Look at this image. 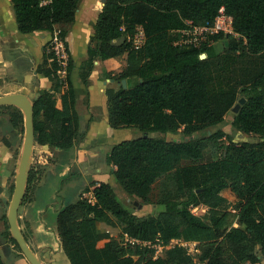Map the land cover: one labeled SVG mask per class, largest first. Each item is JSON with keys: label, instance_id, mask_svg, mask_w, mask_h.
I'll list each match as a JSON object with an SVG mask.
<instances>
[{"label": "trees", "instance_id": "obj_1", "mask_svg": "<svg viewBox=\"0 0 264 264\" xmlns=\"http://www.w3.org/2000/svg\"><path fill=\"white\" fill-rule=\"evenodd\" d=\"M10 1L22 34L54 33L58 25L74 23L82 2ZM222 7L233 16L240 35H217L216 41L225 38L222 52L214 45L173 44L172 30L187 21L211 24ZM139 25L147 39L142 49L133 50L128 37ZM58 37L68 57L61 59L50 42L43 49L37 71L52 86L33 100L34 137L46 148L70 150L84 134L67 31ZM124 54L128 65L115 74V60ZM98 59L107 77L120 82L118 89H106L111 127H136L149 134L112 147L107 162L116 167L117 183L129 197L149 203L154 184L169 175L176 192L163 199L156 216L138 217L120 203L110 183H99L94 202L80 197L57 215V234L69 263L136 264L138 256L142 264H264V0H106L88 56L79 66L83 84L88 85ZM241 93L246 100L234 112L232 128L260 134L259 141L236 143L222 129L214 130ZM12 108L17 110L11 114L13 126L19 127L24 113ZM169 134L181 139L169 140ZM225 136L224 157L201 162L204 151ZM38 179L31 168L22 204L34 200ZM228 188L236 199L232 209L222 195ZM199 205L208 207V217L192 212ZM111 214L121 224L122 240L104 239L97 230L96 222ZM236 221L243 227L235 226ZM176 240L199 243V262L183 245H171ZM144 244H158L165 253L156 257ZM0 264H6L1 253Z\"/></svg>", "mask_w": 264, "mask_h": 264}, {"label": "crops", "instance_id": "obj_2", "mask_svg": "<svg viewBox=\"0 0 264 264\" xmlns=\"http://www.w3.org/2000/svg\"><path fill=\"white\" fill-rule=\"evenodd\" d=\"M5 1L10 11L9 18L0 16V47H3V43L6 42L9 54L5 49L0 48V53L3 55L1 56L2 58L0 57V80L4 81L3 83L5 84L0 87V99L8 97L27 99L31 106L34 99L43 91L51 88L52 83L38 71L35 72L37 79H34L36 81L33 84L27 83L29 82L28 79H26L28 80L27 82L24 80L25 75L28 76V73L25 75L21 74H23V71H27L30 66L31 54L36 56L34 58L36 65L31 68L35 70L38 68L44 47L51 40L56 39L58 32L70 23L58 25L54 33L35 31L29 34H22L18 31L12 2L10 0ZM103 6V0H82L76 14V20L71 23L73 28L67 33L71 55L76 64L72 77L77 92V109L81 116L84 140L71 149V151H74L73 168L75 173L72 179L67 181L63 189L59 191L61 194L59 199L55 197L58 187L47 183L42 185V180L38 177L37 183L39 184L36 185L34 200L30 202L38 212H47V209H49V212L51 210L54 211V219L57 218L59 211L65 206L76 202L86 187L94 190L101 182L110 183L115 187L114 182L116 179L113 172L116 167L109 165L107 162V157L112 147L121 141L143 136L140 129L136 127H111L109 122V100L106 90L102 87L104 82H102V77L100 76L101 73L103 76L106 75L105 66L101 59L96 61L88 85H86L87 87L80 80L79 66L88 56V46L91 43V37L95 34V24ZM4 20L9 21L5 22ZM18 50L25 53L22 56H26V59L21 60L20 57L18 59ZM104 77H107V75ZM84 90L86 91L85 95ZM8 104L19 108L17 105L3 103L0 104V110L7 107ZM29 104L27 103V105ZM87 116L91 117V119L87 118ZM92 116H94L93 119ZM84 120L86 121L83 122ZM6 141L9 144H6ZM37 146L39 153L43 157V153L47 151V148L38 143ZM22 151L21 140L18 139L17 129L13 126L11 114L0 115V230L1 227H4L3 217L10 205L11 186L13 182L17 181L19 157ZM51 204H54V206ZM57 209L58 211H56ZM40 215L33 219L29 218V221L31 228L35 232H40L39 236L44 239L42 243H45L49 238L48 233L50 230L46 229V222ZM62 258V264H69L63 251ZM53 264H58L57 260H53Z\"/></svg>", "mask_w": 264, "mask_h": 264}, {"label": "rangeland", "instance_id": "obj_3", "mask_svg": "<svg viewBox=\"0 0 264 264\" xmlns=\"http://www.w3.org/2000/svg\"><path fill=\"white\" fill-rule=\"evenodd\" d=\"M102 4V2H100ZM9 7L5 0H0V16L1 17H8L9 18ZM5 22L9 20H4ZM73 28V24H67L63 27L62 30H66L67 33L70 32V30ZM59 34V32H58ZM60 41V38H59ZM4 46L0 47L6 50L8 53V47L6 42L3 43ZM54 41H50V47L54 45ZM74 44V43H73ZM214 50L216 52H222L226 48L225 38L218 39L216 43L213 46ZM58 49L60 53L64 54L65 59H67V54L64 51V45L63 43L58 42ZM65 52V53H64ZM9 54V53H8ZM23 53L21 50H18V59L20 57L21 60L26 59V56H22ZM3 56L2 53H0V57ZM36 56L34 54L30 55V66L28 67L27 71H23L21 75H25V82L29 80L27 83H34V79H37L35 72L36 70L31 68L35 67L36 61H34V58ZM2 58V57H1ZM41 60V59H40ZM128 65L127 60V54H124L123 56L117 58L115 60V66H114V73L119 74L122 70H124ZM100 76L102 77V84L103 89L108 88H115L118 89L120 86V82L116 81L112 78H107L103 76L101 73ZM28 79V80H26ZM4 81L0 80V87L3 86ZM5 85V84H4ZM86 86V85H85ZM87 87V86H86ZM85 89V87H84ZM44 92V91H43ZM42 92V93H43ZM86 94V91L84 90V95ZM244 97V94L241 93L239 95V100ZM17 99V98H16ZM19 101H22L24 103H28L27 99H17ZM236 103V104H237ZM12 105H9L5 108H1L0 115L2 114H12L13 111H16V109L11 107ZM19 109L24 113V122L20 124L19 127H15L17 129V136L18 139L21 140V150H23L20 153V162L21 158L24 155L26 148H27V142H28V133H27V126H26V112L21 104H17ZM30 106V104L28 105ZM31 107V106H30ZM234 112L231 111L227 116L223 123L219 124L214 128L215 131L222 129L225 131L228 135H231L234 139V142L236 143H243V142H256L261 139V135L253 132H245L243 130H235L232 128V118H233ZM87 118H90L87 116ZM94 116H92V119ZM84 120L83 122H85ZM204 134H201L203 136ZM169 140H180L181 135L180 134H169L167 137ZM84 140V135L82 139L79 141L77 145L82 143ZM228 138L223 137L218 144H213L210 147H208L204 151V156L201 162H206L209 160H217L222 157H224L226 153L225 144H228ZM74 148V147H73ZM47 151H45L42 157V154L39 153V148L37 146V142L35 140V137L33 139V146L30 151V154L27 159V171H29L31 168L34 169L37 172L38 177L40 180H42V185L44 184H53L54 186H57L56 189V198L59 199L61 194L59 191H61L67 181L72 179L74 176V168H73V162H74V151L70 150H62L60 151L59 148H47ZM42 161V162H40ZM20 162L18 164V172H17V181L13 182L11 186V195H10V205L8 208L7 213L5 214L4 218V227H1L0 230V241H1V255L4 258L5 262L7 264H33L27 256L24 254L23 249L21 245L15 244L13 240V232L11 230V224L9 222L8 215L10 213V210L12 209L13 202L16 198V190L18 185H20L22 181V177L20 174ZM186 163H192V161H188ZM40 182V181H39ZM115 190L117 193L118 200L120 203L129 211L136 214L138 217H145L149 215L156 216L163 208V204L161 203L163 199L170 198L175 194V184L171 176L166 175L161 177L153 186L152 192H151V200L149 203H144L141 200H135L131 197H129L121 188V186L117 183L115 180ZM39 183H37L38 185ZM25 188V187H24ZM24 188L22 190V193L20 195L22 196L24 193ZM89 187H86L84 189V192L81 194V197L86 198L87 196L92 195V189L89 188L88 191L86 189ZM222 195L229 199L231 202L229 208H234V205L236 203V199L234 196V193L231 191V189H225L222 191ZM57 199V201H59ZM54 206V204H51ZM47 212H38L36 208H33L32 203L22 204L21 199L19 201L18 210L15 214V220L18 226V230L22 237L26 240L27 244L29 245L32 254L34 255L35 259L37 260L38 264H53V260H57L58 264H62L63 258H62V248H61V240L60 237L57 235V229H56V219H54V211H48ZM58 211V209L56 210ZM55 211V212H56ZM192 212L198 216L208 217V207L204 205L195 206V209H192ZM41 214L40 216L43 217V220L46 222L45 224L46 229L50 230L48 233L49 238L45 243H42L44 239H42L39 236L40 232H35L31 228V223L29 221V218H34L37 215ZM45 214V215H44ZM97 230L101 234H103L104 239L106 238H115L122 240V230H121V224L118 222L117 218L113 216L112 214L109 215L105 220L103 221H97L96 222ZM235 226L237 227H243L239 224L238 221H236ZM180 244L182 245V242H185L184 240H179ZM187 244L184 246L186 247L189 254L193 257V259L197 262H199L200 258V250H199V243L197 242H186ZM144 249L147 250H154L155 255L157 256H163L165 253V248L160 247L158 244H144ZM135 260L137 261L136 264H142L139 262V257L136 256Z\"/></svg>", "mask_w": 264, "mask_h": 264}, {"label": "built area", "instance_id": "obj_4", "mask_svg": "<svg viewBox=\"0 0 264 264\" xmlns=\"http://www.w3.org/2000/svg\"><path fill=\"white\" fill-rule=\"evenodd\" d=\"M171 33L173 36L174 45L180 47L193 46L199 49L213 46L216 43L215 37L219 34H223L225 36L231 35L236 38L240 36L235 31L233 16L228 14L224 7L219 10L218 15L211 24L197 25L192 21H187L185 27L172 30ZM146 39L145 30L141 25H139L136 28L135 34L128 37V42L130 43L133 50H140L144 47ZM53 41L55 43L54 47L58 56L61 59L66 60L64 54L60 53L58 49V42H60L59 37L57 36V38L53 39ZM86 198H88L90 202L95 201L94 193H92L91 196H87ZM192 209H195V207H192ZM175 244H180L179 240L173 241L171 243V245ZM186 244V241L182 242V245L185 246ZM155 256L157 257V255Z\"/></svg>", "mask_w": 264, "mask_h": 264}, {"label": "water", "instance_id": "obj_5", "mask_svg": "<svg viewBox=\"0 0 264 264\" xmlns=\"http://www.w3.org/2000/svg\"><path fill=\"white\" fill-rule=\"evenodd\" d=\"M104 4L106 2V0H103ZM203 57H206V55H203ZM123 87L127 88V81L126 79H124L122 81ZM245 98H241L239 100V102L234 106L233 108V112H238L241 105L245 102ZM3 103H10L13 105H17V104H21L23 105L25 112H26V126H27V135H28V142H27V148L26 151L24 153V155L21 158V162H20V174L22 177V181L20 183V185H18L17 190H16V198L13 202V206L12 209L10 210V213L8 215L9 218V222L11 224V230L13 232V236L17 239L18 243L21 245L24 254L27 256V258L33 263V264H38L37 260L35 259L34 255L31 252V249L29 247V245L27 244L26 240L22 237V235L20 234L19 230H18V226L15 220V214L18 210V205H19V201L20 199H22V196L20 195V193H22V190L24 187H26V183H27V177H28V172L27 171V159L28 156L30 154V151L32 149L33 146V139H34V125H33V113H32V105L31 107L28 106L26 103L17 100L16 98L13 97H8V98H4V99H0V104ZM148 133H144L143 136L144 137H148ZM25 190V188H24ZM24 194V193H23ZM63 251V250H62ZM70 264V263H69Z\"/></svg>", "mask_w": 264, "mask_h": 264}]
</instances>
